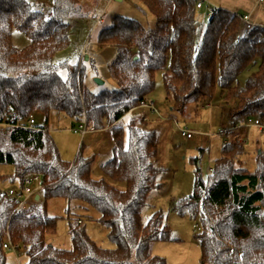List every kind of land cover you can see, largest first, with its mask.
Segmentation results:
<instances>
[{"label":"trees","instance_id":"obj_1","mask_svg":"<svg viewBox=\"0 0 264 264\" xmlns=\"http://www.w3.org/2000/svg\"><path fill=\"white\" fill-rule=\"evenodd\" d=\"M95 1L52 0L47 15L28 0H0V166L13 168L12 174L0 175V185L22 187L38 175L45 202L23 213L0 195V264H8L4 245L9 240L24 251L26 264H170L151 253L154 244L173 240L164 214L155 212L147 223L142 217L152 192L161 187L153 163L158 135L145 130L140 117L126 129L121 125L145 105L158 73L182 114L190 104L213 101L218 92L227 104L235 103L228 113L234 128L213 173L205 181L198 167L193 195L172 205L180 216L199 222L200 264H264V158L258 157L255 172L242 161L245 123L258 119L264 125V27L253 24L248 30L245 15L211 5L213 16L197 42V0H141L156 23L147 27L113 17L99 33L98 45L116 50L108 71L117 88L91 90L84 86V65L65 80L60 71L67 63L54 60L70 45L72 21L88 18ZM14 32L29 45L18 48ZM258 62L246 86L238 85L241 74ZM53 112L86 120L97 131L110 130L114 157L103 172L123 188L93 177L96 156L85 157L83 147L74 161L62 158L49 130ZM37 113L45 115L44 125H20ZM58 200H79L95 209L115 248L94 241L81 219L69 224L72 250L48 245L58 218L49 215L47 204Z\"/></svg>","mask_w":264,"mask_h":264},{"label":"rangeland","instance_id":"obj_2","mask_svg":"<svg viewBox=\"0 0 264 264\" xmlns=\"http://www.w3.org/2000/svg\"><path fill=\"white\" fill-rule=\"evenodd\" d=\"M37 9L45 8L48 15L52 9V0H28ZM211 2V1H210ZM209 3V1H208ZM102 0L95 1L94 10L86 19L72 21L70 33V45L59 53L54 63L59 65L67 63V67L61 69L60 75L68 79L70 72L84 65V86L91 90L115 89L116 82L110 77L108 66L114 60L116 50L107 47L100 50L98 37L101 30L111 25L115 16H124L138 20L147 27L154 26L157 19L150 14L141 0H113L111 6L103 14L98 13ZM213 6V5H212ZM207 4L202 12L197 14V42L203 40L209 18ZM239 11V15H244ZM14 44L18 48L29 45V40L19 33L13 34ZM86 57L89 60H86ZM257 65L252 66L241 74L238 85L245 87L248 79L258 70ZM99 79L104 82L103 86L95 82ZM155 104V111L147 106H142L128 114L121 125L126 129L132 118L146 120L143 128L156 132L158 135V156L153 160L160 169L158 183L161 187L152 192L142 217L147 223L157 211H162L165 222L171 227L173 240L170 242H158L152 247V255L164 258L170 264H200V243L195 238L199 233V222L191 219L190 215L180 216L173 211L175 201L186 199L193 195L196 179V170L201 169V176L208 181L207 169L214 168V162L221 157L225 144L230 140L227 132L234 127L229 122L228 113L234 108L235 103L228 104L220 97V92L213 101H199L190 104L185 113L174 109V100L168 97L164 87L163 73L156 76V87L148 98ZM210 105V108H206ZM37 124L45 123V115L35 114ZM83 122V121H82ZM79 126L76 119L64 114L53 112L49 118V130L57 143L62 158L66 161H74L81 148L83 155L96 156L92 174L95 179H106L112 185L123 188L122 184L107 177L103 172V166L113 157V144L108 130H100L87 137L74 133L73 129ZM181 130H189L193 138L185 140L181 136ZM243 139L246 144V154L243 156V165L250 172L257 169V159L264 158V133L256 127H244ZM127 138V135H126ZM127 141V139H126ZM13 172L10 166H0V175ZM19 188V184L14 185ZM41 203H45L42 199ZM48 213L58 218L56 232L47 236V244L63 250H72L73 241L69 233L70 222L77 223L82 220L88 235L100 246L108 249L115 248L110 241L109 229L99 223L100 214L86 202L75 201H50L47 204ZM195 226H197L195 228ZM19 259L10 251L7 252L8 264H26L28 261L24 251L18 253ZM20 260V261H19Z\"/></svg>","mask_w":264,"mask_h":264},{"label":"built area","instance_id":"obj_3","mask_svg":"<svg viewBox=\"0 0 264 264\" xmlns=\"http://www.w3.org/2000/svg\"><path fill=\"white\" fill-rule=\"evenodd\" d=\"M261 2H264V0H261ZM207 4L208 12L205 14L206 17L210 18L213 16V8L210 3H208V0H197L196 9L197 11L204 10L205 6ZM44 12V9L41 10ZM243 21L246 24V28L248 30H251L254 25L250 20V17L245 15L243 17ZM150 110L155 111V104L150 99H146L145 105ZM210 105H207L206 108H210ZM14 118H16V115L11 114ZM21 126L27 127V128H35L37 126V120L35 115H31L28 119L20 122ZM245 126L247 127H256L260 129L264 133V125L261 123L258 119H249L245 123ZM74 133L81 136L82 138H85L87 135L97 132L96 128L93 125H90L86 120L79 123V126L73 129ZM181 136L185 140H190L193 138L192 133L189 130H181ZM212 168L207 169L208 175H211L213 173ZM43 191V185L41 182V178L38 175H33L28 177L25 181L22 187L15 188L14 185L10 187H4L0 185V195L6 196L8 199L16 203L17 205V211L18 212H28L32 210L34 206H36L41 201V193ZM37 197H40V200L37 201ZM197 226H195L196 228ZM199 231H201L200 227H197ZM4 249L8 252H12L15 257L19 259L18 253H20V249L18 246H15L12 244V242L9 240L7 244L4 245ZM20 261V260H19ZM19 264H22L20 261Z\"/></svg>","mask_w":264,"mask_h":264},{"label":"crops","instance_id":"obj_4","mask_svg":"<svg viewBox=\"0 0 264 264\" xmlns=\"http://www.w3.org/2000/svg\"><path fill=\"white\" fill-rule=\"evenodd\" d=\"M112 1L113 0H102V5L98 13L103 14V12L111 6ZM208 1L211 5L215 7L224 8L233 13H239V11H244L245 12L244 15H248L250 17L251 22L255 26L264 27V3H261V0H208ZM202 11H197V14H199V12ZM108 131L110 134V130ZM110 140H111V134H110ZM12 173L13 172L8 174H12ZM10 186L12 185L10 184L7 185V187Z\"/></svg>","mask_w":264,"mask_h":264},{"label":"water","instance_id":"obj_5","mask_svg":"<svg viewBox=\"0 0 264 264\" xmlns=\"http://www.w3.org/2000/svg\"><path fill=\"white\" fill-rule=\"evenodd\" d=\"M117 1H122V0H117ZM86 60H89V58L86 57ZM137 60H138V57L135 58V61H137ZM95 82H96L97 85H99V86H103V85H104V82L101 81V80H99V79H96ZM39 200H40V197H37V201H39Z\"/></svg>","mask_w":264,"mask_h":264}]
</instances>
